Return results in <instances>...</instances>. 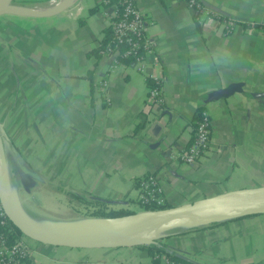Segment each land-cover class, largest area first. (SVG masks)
<instances>
[{"label":"crops","instance_id":"crops-1","mask_svg":"<svg viewBox=\"0 0 264 264\" xmlns=\"http://www.w3.org/2000/svg\"><path fill=\"white\" fill-rule=\"evenodd\" d=\"M196 1L199 12L187 0H134L153 39L143 67L93 52L109 32L110 8L98 0H75L44 17L0 15V139L31 220L78 232L93 218L74 212L82 204L143 210L137 179L149 173L169 206L264 185V96L252 94L264 91V0ZM149 75L160 81L161 104L147 101ZM237 81L244 93L204 100ZM200 110L211 142L187 164L175 155L191 142ZM148 118L162 126L157 135ZM23 239L27 264H142L154 253L192 264H264V213L166 229L150 243L153 253L146 244Z\"/></svg>","mask_w":264,"mask_h":264},{"label":"water","instance_id":"water-1","mask_svg":"<svg viewBox=\"0 0 264 264\" xmlns=\"http://www.w3.org/2000/svg\"><path fill=\"white\" fill-rule=\"evenodd\" d=\"M19 1L0 0V15L49 16L68 8L75 0H60L62 4L59 7L50 5L43 9H34L37 4H21ZM206 5L217 9L209 3ZM243 85V81L231 82L211 90L204 100L227 97L238 91L244 93ZM252 94L264 96V91ZM152 128L151 131L157 135L162 126L153 125ZM20 167L33 174L26 166ZM0 202L9 220L25 236L39 242L71 247H116L150 244L157 233L185 223L264 213V185L231 189L190 202L119 216L95 217L78 232H56L31 220L19 206L13 194L8 162L0 139Z\"/></svg>","mask_w":264,"mask_h":264},{"label":"built area","instance_id":"built-area-1","mask_svg":"<svg viewBox=\"0 0 264 264\" xmlns=\"http://www.w3.org/2000/svg\"><path fill=\"white\" fill-rule=\"evenodd\" d=\"M188 5L196 12L202 10L203 5L196 0H187ZM104 7L110 8L109 27L112 33L111 39L100 49V53L110 57L114 65L124 59L138 61L143 67L145 57L151 50L153 39L146 34V19L134 0H98ZM70 7V6H69ZM214 12L213 10H210ZM235 21L226 19L225 23L231 26ZM264 31V24L261 25ZM148 85L147 101L150 105L161 104L163 96L160 81L156 77H150ZM152 78V80H151ZM148 128L154 125V120L149 118ZM209 119L205 110H200L194 121V131L191 142L181 149L175 158L178 161L194 164L210 146ZM138 201L143 209H155L166 203L161 186L151 173L137 179ZM8 217L0 202V264H27L30 248L23 238L11 241L4 227ZM142 264H192L174 257L170 254L161 256L154 253L151 260Z\"/></svg>","mask_w":264,"mask_h":264},{"label":"trees","instance_id":"trees-1","mask_svg":"<svg viewBox=\"0 0 264 264\" xmlns=\"http://www.w3.org/2000/svg\"><path fill=\"white\" fill-rule=\"evenodd\" d=\"M35 0H20L19 3L21 4H31L32 2H34ZM95 8H90L89 11H92L94 10ZM109 29V32H107L106 36L100 41V44L94 48L93 52L98 55L99 52H100V49L111 39L112 37V33H111V30H110V27H108ZM125 60V59H124ZM75 196L76 198H78L79 200L83 201L84 200V197L83 196H78V195H73ZM95 206H98V208H94L92 209L94 214H97L99 215L100 217L102 216H119V215H124V214H129V213H133L132 211H129L127 209H124V208H118V209H105V204L103 203V201H95V203L93 204ZM166 206H169L168 204H164L160 207H166ZM98 212V213H97ZM227 219H230V218H225V219H217V220H212V221H209V223H214V222H218V221H223V220H227ZM4 230L6 232V235L8 236V238L11 240V241H14L15 239H18V238H23L25 235L19 230V228L17 226H15L8 218L7 220V223L4 227ZM143 246H146L150 252L153 253V251H156V247H154V245L152 244H146V245H143Z\"/></svg>","mask_w":264,"mask_h":264},{"label":"rangeland","instance_id":"rangeland-1","mask_svg":"<svg viewBox=\"0 0 264 264\" xmlns=\"http://www.w3.org/2000/svg\"><path fill=\"white\" fill-rule=\"evenodd\" d=\"M48 2H49V0H45V2L42 1L43 4L48 3ZM42 3H40V4H42ZM13 194H14V196H15L18 204H19V206L22 208L20 199H19V197H18V195H17L16 190L14 189V187H13ZM94 208L96 209V208H98V206H92V205H84V204H82L79 208L75 207L74 210H76V211H74V212L77 215H79L80 218L85 217V218L88 219L89 217H93V218L100 217L99 215L94 214L93 212H91V211H93L92 209H94ZM69 214H67V215H69ZM102 217H108V216H102ZM24 237H26V239H28L27 236H24Z\"/></svg>","mask_w":264,"mask_h":264},{"label":"bare ground","instance_id":"bare-ground-1","mask_svg":"<svg viewBox=\"0 0 264 264\" xmlns=\"http://www.w3.org/2000/svg\"><path fill=\"white\" fill-rule=\"evenodd\" d=\"M61 4L62 3H61L60 0H51L48 3H45V4H37L33 8L34 9H43V8H45L47 6H50V5H53L56 8V7H59Z\"/></svg>","mask_w":264,"mask_h":264}]
</instances>
